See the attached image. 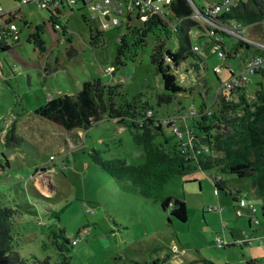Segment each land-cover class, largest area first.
Wrapping results in <instances>:
<instances>
[{
    "label": "rangeland",
    "instance_id": "rangeland-1",
    "mask_svg": "<svg viewBox=\"0 0 264 264\" xmlns=\"http://www.w3.org/2000/svg\"><path fill=\"white\" fill-rule=\"evenodd\" d=\"M189 1L195 11L217 0ZM0 4L5 13L14 14L19 39L15 42L7 35L10 51L0 54V201L20 213L15 224L20 257L56 261L53 247L44 250L42 245L48 243L49 230L60 227L70 244H76L71 246L72 264H245L246 260L264 264V195H255L248 180L223 174L228 188L217 192L209 180L214 171L195 170L173 178L163 196L185 202L187 218L180 222L171 216V207L164 210L142 198L128 179H112L93 162L95 151L105 161L121 160L134 167L144 163L142 148L134 144L131 130L120 119H103L88 131L68 133L33 114L47 100L74 95L82 83L99 80L117 86L116 107L146 102L158 120L172 118L184 132L202 104L208 111L219 109L230 71L237 75L242 62L246 65L248 59L262 55L253 46L264 44L263 23L229 20L220 27L230 32L220 30L223 35L214 37L207 34L208 22L194 13L190 19L203 29L189 32L196 57L184 59L172 70L184 91L171 103L158 105L163 88L149 62L156 42L151 31L160 35L154 23L144 27L133 14L128 24L123 15L118 28L104 29L99 43L90 46L89 28L100 30L102 19L93 21L86 8L75 7L59 20L66 28L63 36L49 24V14L35 4L21 6L15 0H0ZM157 5L174 31L176 24L164 1ZM138 28L147 31V44L137 49L133 62L122 57L117 62L118 37ZM213 39L223 42L229 58L212 53ZM238 41L254 45L240 48ZM166 46L176 51L174 36ZM70 49L75 52L72 57ZM244 93L249 100L256 93L264 98V70L250 76ZM9 132L20 140L19 145L11 142L5 147ZM163 133L171 144L178 142L172 129L164 128ZM155 141L163 143V137ZM5 159L10 168L4 166ZM32 175L48 178L50 184L43 182L37 194ZM235 193L256 209L254 216L246 208L242 217L236 216ZM210 207L216 211H209ZM48 209L58 214V220ZM245 233L256 240L244 246Z\"/></svg>",
    "mask_w": 264,
    "mask_h": 264
},
{
    "label": "trees",
    "instance_id": "trees-1",
    "mask_svg": "<svg viewBox=\"0 0 264 264\" xmlns=\"http://www.w3.org/2000/svg\"><path fill=\"white\" fill-rule=\"evenodd\" d=\"M169 18L176 24L174 31L167 27L166 21L158 16L142 23H154L156 42L149 57L151 67L160 77L163 93L158 96V105L169 104L177 94L184 90L177 83L173 68L188 57H196L192 51L189 37L191 29H202L190 18L195 12L204 15V10H193L189 0H169L164 4ZM166 17V16H165ZM170 19L168 22L170 23ZM222 22L235 20L244 25L256 23L264 24V1L247 0L241 2L231 13L219 18ZM85 19L83 18V21ZM50 21V20H49ZM51 24V23H50ZM127 26V31H128ZM203 30V29H202ZM147 31L133 29L129 34L119 37L117 62L120 57L133 62L136 51L147 44ZM218 35H223L217 32ZM102 33L89 28L90 46H96ZM164 36V40L161 37ZM176 39V51L166 46ZM212 45V42H209ZM224 56L226 53L223 42L220 44ZM237 47L250 49L246 43L238 41ZM236 49V48H235ZM10 46L0 42V54L9 52ZM237 52V51H236ZM75 52L70 49L68 55ZM216 75V73L213 71ZM232 75L230 72L229 77ZM118 96L117 86L103 85L99 80L82 83L79 91L74 95H62L47 100L34 110L33 114L40 120L58 126L70 133L73 130L88 131L103 119H120L131 130L134 144L140 146L144 152V163L141 166H129L121 160L105 161L93 151V162L110 178L115 180L128 179L130 185L144 199L159 203L164 210L171 207V216L180 222H186L187 208L184 201L163 196L165 185L177 176L188 174L195 170L214 171L219 180L213 183L217 192L227 190V182L222 175L234 176L240 180H248L257 195H264V98L261 93L247 99L244 89L228 91L222 94L219 109L208 111L204 104L198 113L191 116L189 126L198 143L208 149L207 153L197 156L184 155L179 150V144L170 143L163 133V129H173L171 124L163 125L146 102L140 105L125 104L116 107L114 102ZM148 114H150L148 116ZM158 136L163 137V143H156ZM19 145L20 140L11 132L4 138L5 147ZM194 155V154H193ZM231 194V193H229ZM233 201L236 203V197ZM48 208V207H47ZM53 218L58 220V214L48 209ZM86 210L85 213H89ZM20 215L18 209L5 206L0 201V264H72L71 246L62 228L49 230L48 243L42 245L46 250L49 246L56 251L57 259L52 262L49 257L42 260L34 256L24 259L16 251L18 230L15 229L16 219ZM245 246V243H242ZM245 264H256L247 260Z\"/></svg>",
    "mask_w": 264,
    "mask_h": 264
},
{
    "label": "built area",
    "instance_id": "built-area-1",
    "mask_svg": "<svg viewBox=\"0 0 264 264\" xmlns=\"http://www.w3.org/2000/svg\"><path fill=\"white\" fill-rule=\"evenodd\" d=\"M21 6H26L29 4H35L38 10H43L49 14L48 22L51 23L55 30L61 32V34L66 35V28L61 25L59 20L69 12L68 16L73 12L75 7H80V9L86 8L92 14L93 21H99L102 19L100 25L101 29L98 30L102 33L104 29L114 27L118 28L121 25L120 18L124 15L127 22L131 21V15H135L136 20H141L146 22L152 17L158 16L162 20L166 21L164 13L161 11L158 2L164 1V4H168L169 0H15ZM244 0H219L215 4L207 7V11L204 15H200L206 22H208L209 28L207 34H211L215 37L217 32L223 30L225 32H230L228 29H221V25H226L219 18L222 15H226L232 12L241 2ZM264 1V0H263ZM195 14H199L195 12ZM196 15V16H197ZM84 17H82L83 19ZM67 19V16H66ZM65 19V24L67 20ZM85 19V18H84ZM86 20V19H85ZM84 20V21H85ZM15 17L12 12L5 13L0 4V42L7 43V35L12 37L15 42H18V28L14 23ZM127 24V26H128ZM66 26V25H65ZM222 33V32H220ZM221 39V38H218ZM119 40V37H118ZM214 40V39H213ZM222 42V41H221ZM220 41H212V53L219 54L220 57H224L221 51ZM248 45L253 44L251 42ZM253 47L258 48L262 55L260 57L254 56L248 59L246 65L242 62L241 70L237 75H232L225 82L222 87L227 92L234 90H243L249 83V78L251 75L256 74L259 70H264V44L254 45ZM193 51L197 52V48L193 47ZM229 70V69H228ZM230 71V70H229ZM216 73V71H214ZM231 72V71H230ZM150 114H148L149 116ZM160 121V120H159ZM163 125L171 124L173 126V133L177 138L179 144V150L184 155L197 156L202 153H207L208 149L196 142L192 131L188 126L185 125V131L181 132L176 126L175 120L172 118H167L161 121ZM194 154V155H193ZM212 183L219 180V177L212 176L209 179ZM236 216L242 217V210L248 209L249 212L254 216L255 208L253 206L247 205L246 202L240 197H236ZM86 208V205L83 204ZM209 211H216L215 208L210 207ZM245 241L248 245L252 244L255 238H250L245 236ZM264 239V236H263ZM260 240V239H259ZM75 245V242H71ZM261 244V242H260ZM220 245H223L220 242Z\"/></svg>",
    "mask_w": 264,
    "mask_h": 264
},
{
    "label": "crops",
    "instance_id": "crops-1",
    "mask_svg": "<svg viewBox=\"0 0 264 264\" xmlns=\"http://www.w3.org/2000/svg\"><path fill=\"white\" fill-rule=\"evenodd\" d=\"M217 1H219V0H217ZM216 1V2H217ZM50 24V23H49ZM63 35V34H62ZM1 60V59H0ZM1 63V62H0ZM247 89V88H246ZM248 92V91H247ZM249 93V92H248ZM114 121V120H113ZM6 160V163L4 164V166L6 167V168H10V163H9V160L8 159H5ZM31 179H32V188L34 189V191H35V193H37L38 194V191H39V186H41V184H43V182H47V184H50V182H49V179L48 178H42V179H40L39 177H34V175H32L31 177H30ZM251 186V185H250ZM53 188V187H52ZM251 188H252V186H251ZM252 191H253V193L255 194V195H257V193L255 192V190L252 188ZM257 196H259V195H257ZM263 196V195H262ZM259 197H261V196H259ZM256 210V209H255ZM250 214V213H249ZM255 214H256V211H255ZM248 219L250 220L251 219V217L250 216H248ZM249 225H250V222H249ZM245 236H248V237H250V238H253V235H250V234H244V237ZM264 236V235H263ZM263 236H262V238H263ZM256 240V239H255ZM76 245V244H75ZM247 261V260H246Z\"/></svg>",
    "mask_w": 264,
    "mask_h": 264
}]
</instances>
